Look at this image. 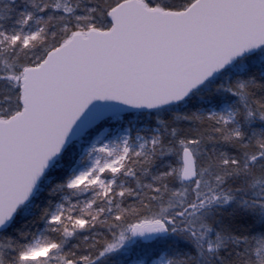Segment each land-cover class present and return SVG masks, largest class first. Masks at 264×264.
Returning <instances> with one entry per match:
<instances>
[{"label": "snow or ice", "instance_id": "6c2138e0", "mask_svg": "<svg viewBox=\"0 0 264 264\" xmlns=\"http://www.w3.org/2000/svg\"><path fill=\"white\" fill-rule=\"evenodd\" d=\"M0 264H264V0H0Z\"/></svg>", "mask_w": 264, "mask_h": 264}]
</instances>
